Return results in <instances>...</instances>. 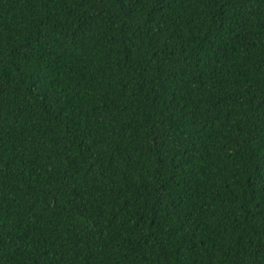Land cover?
Returning a JSON list of instances; mask_svg holds the SVG:
<instances>
[{"label":"trees","instance_id":"obj_1","mask_svg":"<svg viewBox=\"0 0 264 264\" xmlns=\"http://www.w3.org/2000/svg\"><path fill=\"white\" fill-rule=\"evenodd\" d=\"M0 264H264V0H0Z\"/></svg>","mask_w":264,"mask_h":264}]
</instances>
